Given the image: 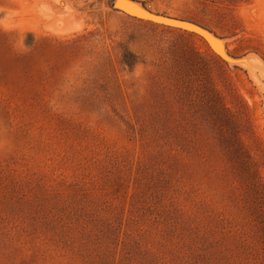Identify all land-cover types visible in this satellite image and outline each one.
<instances>
[{
  "label": "rangeland",
  "instance_id": "374dc122",
  "mask_svg": "<svg viewBox=\"0 0 264 264\" xmlns=\"http://www.w3.org/2000/svg\"><path fill=\"white\" fill-rule=\"evenodd\" d=\"M117 1L0 0V264H264V0Z\"/></svg>",
  "mask_w": 264,
  "mask_h": 264
},
{
  "label": "water",
  "instance_id": "95a60500",
  "mask_svg": "<svg viewBox=\"0 0 264 264\" xmlns=\"http://www.w3.org/2000/svg\"><path fill=\"white\" fill-rule=\"evenodd\" d=\"M117 4H118V7L122 9L123 11L130 13L132 15H135L137 17L148 19V20L155 21L158 23L182 27V28L194 31L196 33H199L200 35L204 36L206 39L210 41V38L207 32L203 28H201L200 26L194 23L167 17V16L158 15L144 8L142 9V8L130 7V6L125 5L122 2H119V0L117 1Z\"/></svg>",
  "mask_w": 264,
  "mask_h": 264
},
{
  "label": "bare ground",
  "instance_id": "6f19581e",
  "mask_svg": "<svg viewBox=\"0 0 264 264\" xmlns=\"http://www.w3.org/2000/svg\"><path fill=\"white\" fill-rule=\"evenodd\" d=\"M132 1V0H131ZM120 2V1H119ZM134 2V1H133ZM131 3V2H130ZM139 4V3H138ZM135 8H142L143 9V6L140 4V6H135Z\"/></svg>",
  "mask_w": 264,
  "mask_h": 264
},
{
  "label": "built area",
  "instance_id": "2783aa9c",
  "mask_svg": "<svg viewBox=\"0 0 264 264\" xmlns=\"http://www.w3.org/2000/svg\"><path fill=\"white\" fill-rule=\"evenodd\" d=\"M136 1H138V2H147V1H149V0H136Z\"/></svg>",
  "mask_w": 264,
  "mask_h": 264
}]
</instances>
